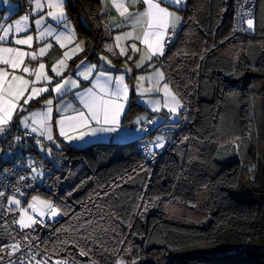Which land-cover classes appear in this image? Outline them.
<instances>
[{
	"label": "trees",
	"instance_id": "trees-1",
	"mask_svg": "<svg viewBox=\"0 0 264 264\" xmlns=\"http://www.w3.org/2000/svg\"><path fill=\"white\" fill-rule=\"evenodd\" d=\"M237 4L185 0L179 9L176 38L155 58L182 101L178 122L148 135L144 118L143 136L123 142L47 143L52 151L24 142V157L32 154L34 166L39 158L46 164L34 171L36 177L44 172L42 181L25 192L49 199L62 213L48 227L46 254L38 258L66 260L74 245L99 264H264V0L257 1L254 30L243 35L233 31ZM66 11L84 42L69 71L82 59L100 64L111 40L100 0H67ZM132 79L123 118L129 129L146 111ZM47 95L28 109L42 106ZM256 122L262 148L249 143L251 173L232 143L249 139ZM167 125L176 128L174 140L152 165L139 145ZM9 153L0 151V166L13 160Z\"/></svg>",
	"mask_w": 264,
	"mask_h": 264
},
{
	"label": "crops",
	"instance_id": "crops-1",
	"mask_svg": "<svg viewBox=\"0 0 264 264\" xmlns=\"http://www.w3.org/2000/svg\"><path fill=\"white\" fill-rule=\"evenodd\" d=\"M33 10L32 14L34 20H31L30 25L24 24L22 29H26V31H22L19 36L15 35V22L21 13L20 3L17 0H0V27H7L8 25H13V34L9 36L8 40L2 44L0 47H19L21 50L27 51L30 53L32 47H39L37 49L46 48V44H51L55 49L67 48V57L65 54L60 53L59 56L54 57L52 61L48 58L47 53L45 52L44 56L37 55L36 60H32L30 57L26 58L23 66H27L30 69H36L34 65H30L27 61L37 62V64L41 62H45L46 65V75L50 77H54V80L51 84H48L49 91L41 94H48L43 102V105L37 108L28 109L27 105H24V111H17L11 123L5 126L4 131H0V134L5 133L12 122L19 115L18 124L24 130H28L36 134L37 136L42 137L46 143L53 144L54 146H60L63 143H67L75 146H85L89 143L101 142V141H110L115 140L119 142L128 141L137 139L143 136V132L136 130V124L134 129H129L127 125L123 124V118L128 110L130 100H131V86H130V74L132 71V67L129 69V66L123 65V54H121V50L127 49L128 53L125 58H130L134 56L138 58L142 53L145 55H150L149 48L144 45L141 41L143 39L144 32L147 30L146 18H143V13L147 9V5L143 3V0H100V13L103 14V20L106 25L108 33L111 34V40H109L105 44L104 52L101 54V63H93L89 60L82 59L80 60L72 71L70 70V64L73 59H75L80 53H82L84 49V42L79 40L76 29L72 22L68 19L67 11H66V2L67 0H60L62 2V11L64 16L62 19H53L48 16V12L50 11H59V9L51 7L52 4L58 2V0H40V4L42 5L39 10H36V0H32ZM155 2L160 3L162 8H166L170 13L174 14L176 17L180 19L175 23L174 27H169L166 30V35L164 38V42L166 37L170 31L177 32L181 26L182 19L179 16V13L175 11L173 8L172 0H155ZM117 4H122L123 8H117ZM182 4H185V1L182 0ZM182 5V6H183ZM181 6V7H182ZM124 8H127V13L122 16L120 13L124 11ZM35 16H38L37 18ZM24 17V16H23ZM47 17V18H44ZM43 18V19H42ZM36 20H42V22L37 25L35 23ZM28 22V21H27ZM26 23V22H25ZM47 31H51L52 35H45L43 39H38L41 34L46 33ZM131 34L128 38L125 37V34ZM27 35L33 36V43L30 48H27L23 45H16L12 43L14 39L26 38ZM60 36V39L57 40L56 37ZM117 37H121L120 41H117ZM139 38V39H138ZM163 42V46H164ZM136 45V51L132 49V45ZM78 46V49H77ZM76 51V54L73 55V51ZM38 52V51H36ZM137 52V53H136ZM163 52V49H162ZM161 54H157L151 57H158ZM124 58V59H125ZM135 58V59H136ZM63 61V64H58L57 68L62 72V75L57 76L52 72V67L55 62ZM83 62V64L81 63ZM110 62V63H109ZM134 62V61H132ZM150 64V63H148ZM147 64V66H149ZM79 66V67H78ZM90 66H95L92 68V73L88 80L83 79L82 76L78 75V73L87 74V69ZM132 66V65H131ZM3 67V65H0ZM146 67V65H145ZM142 68V70L146 68ZM134 70L137 68L134 67ZM38 69V68H37ZM100 73H104V76L99 75ZM16 74H23L22 70L18 71ZM123 76L122 84L117 85L115 82V77ZM165 76V75H164ZM107 77H111L112 80L109 81V88L112 91H115L118 87H122L124 85L128 88V96L126 101H121L124 103L123 112L119 118V125L117 130L114 132L108 131H96L92 132L93 128L99 129L100 127H109L110 125H98L93 123L91 126H73L68 127L65 125L63 127V131L66 133V136H62L61 133V125L58 123L61 119L66 116H73L76 114V111L83 110V105L80 102V96L85 94L86 89L93 88L94 91L97 89L94 88V84L99 81L103 83ZM26 78L30 80H34V76L26 75ZM76 80L78 82V87H72L71 84H66L63 92L57 94L53 92L51 89L54 87L56 83H61L63 80ZM36 87H44L45 82H38ZM79 93V95H77ZM39 96V97H40ZM38 97V98H39ZM35 100V99H34ZM51 100V105L46 104V101ZM33 101V100H32ZM23 104V100L20 102ZM47 108H51L52 111L49 115L47 127L52 135L53 139L49 140L47 138V133L45 135H41L39 125L33 123V113H40L46 111ZM75 110V111H74ZM25 115V116H24ZM27 119V126H25L22 121ZM146 118V115L141 119V121ZM136 120V119H135ZM134 120V121H135ZM55 122V125L53 123ZM155 122V121H154ZM156 123V122H155ZM173 124V123H168ZM166 125V123H160L158 126ZM156 127H158L155 124ZM33 128H37V131H32ZM81 133L83 135L81 136ZM67 136H71L72 139H68ZM156 137H159L156 139ZM155 138H153V146L155 149L161 148L162 145L155 147L156 143L162 142V138L157 134ZM16 264V263H15Z\"/></svg>",
	"mask_w": 264,
	"mask_h": 264
},
{
	"label": "snow or ice",
	"instance_id": "snow-or-ice-1",
	"mask_svg": "<svg viewBox=\"0 0 264 264\" xmlns=\"http://www.w3.org/2000/svg\"><path fill=\"white\" fill-rule=\"evenodd\" d=\"M143 3L147 5V9L143 13V18H146L147 30L144 32L142 43L146 45L150 50L151 56L157 54H163V42L166 35V30L169 27H174L175 23L180 19L176 17L174 14L170 13L166 8H162L160 3L155 2V0H143ZM173 4L179 5L182 3V0H172ZM42 5L40 4V0H36V10H39ZM51 7L59 9V11H50L48 12V16L53 19H62L64 13L62 11V2L58 0L57 3L52 4ZM117 8H123L122 4H117ZM127 13V8H124V11L120 13V15L124 16ZM43 19V18H42ZM29 20V16L25 15L21 18V20L15 22V35L18 37L22 31H26V29H22L20 27L21 24L27 22ZM42 20H36L35 23L39 25ZM248 29H252L253 20L249 19L247 21ZM13 34V25H8L7 27H0V44L6 42L10 35ZM45 35H52L51 31H47L46 33L41 34L38 39H43ZM131 34H125V37H130ZM33 36L27 35L26 38L14 39L12 43L16 45H23L27 48H30L33 43ZM57 40L60 39V36L56 37ZM117 41H120L122 38L117 37ZM139 39V38H138ZM48 47H51L49 44ZM132 49L136 51V45L133 44ZM78 49V46H77ZM125 50H121V54L124 53ZM46 52L45 48H41L39 50V56H44ZM76 54V51H73V55ZM67 57V53H65ZM30 57L32 60L37 59L36 53H29L27 51L21 50L19 47H0V131H4L5 126L9 125L13 119L14 114L17 111L23 112L24 105L29 104L32 100L37 99L41 94L48 92V84L52 83L53 77L46 75V66L44 63H39L38 69H30L24 65V61L26 58ZM83 64V62H81ZM110 63V62H109ZM58 64H63V61H59ZM139 66V65H137ZM79 67V66H78ZM95 66H90L85 73H78V75L82 76L83 79L88 80L91 73L92 68ZM22 70L23 74H16L18 71ZM52 72L60 76L62 72L57 68V66L52 67ZM26 75L34 76V80H30L26 78ZM99 75L104 76V73H100ZM123 76L115 77V82L117 85L122 84ZM111 77H107L103 83L97 81L94 84V88L97 90L94 91L93 88H88L85 91V94L80 96V102L83 105V110L76 111V114L73 116H66L58 123L61 125V135L66 136V133L63 131V127L67 125L68 127L73 126H91L93 123L98 125H110L109 127H100L99 129L93 128L92 132L96 131H108L114 132L117 130L119 125V118L123 112L124 103L121 101H126L128 96V88L126 85L122 87H118L115 91H112L108 84L111 81ZM38 82H45L44 87H36L35 85ZM71 84L72 87H78V82L76 80H63L61 83H56L54 87L51 89L53 92L59 94L64 91L66 84ZM165 89H167V85H165ZM79 95V93H77ZM21 100H23V104H21ZM170 101L174 104V107L170 108V111L173 113L177 112L179 105V101L175 96H170ZM52 101H46V104L51 105ZM167 106V105H166ZM52 109L47 108L46 111L40 113H33V123L39 125V129L41 135H45L47 133V138L52 140L53 137L50 134V131L47 127V122L49 115ZM75 111V110H74ZM27 119L25 118L22 123L27 126ZM32 131H37V128H33ZM83 133H81V136ZM68 139H72L71 136H67ZM2 195V194H0ZM9 204L19 205V200H10ZM43 206H46L49 209L51 216H56L58 214V210L50 204H44L41 202ZM22 214L18 221L19 227L21 229L32 227L34 223H36L34 217L28 216L27 221L25 220V215ZM4 247H10L11 252L9 255H12L16 251L19 250L20 244L16 242L12 245H7ZM4 248L0 247V251H3ZM88 253L81 250L79 252L80 256H86ZM2 259V257H0ZM31 261H35L36 264H40V261H36V258L30 257L28 264H31ZM21 264H24L22 261ZM47 264V261L44 262ZM55 264H69L67 260H58Z\"/></svg>",
	"mask_w": 264,
	"mask_h": 264
},
{
	"label": "built area",
	"instance_id": "built-area-1",
	"mask_svg": "<svg viewBox=\"0 0 264 264\" xmlns=\"http://www.w3.org/2000/svg\"><path fill=\"white\" fill-rule=\"evenodd\" d=\"M21 2V13L25 16H32L33 5L31 0H17ZM258 0H238L236 11L234 14V34L243 35L247 30V21L253 20L256 13ZM176 32L170 31L166 37L163 46V53L166 52L172 42L176 38ZM12 125V124H11ZM129 127H132L130 125ZM141 128L146 134H151L155 129V122L152 116L146 117ZM10 129V130H9ZM7 136L3 140L0 138V151L4 148L9 150V154L13 160L8 164L0 166V247L4 250L0 251V264H15L30 257H40L46 254L44 250V236L47 233L48 227L52 225L58 217L62 215L60 212L56 216H51L49 209L37 211L34 213L36 223L32 227L21 229L15 221L19 218V212L15 207L9 204L11 197L20 196L28 188L35 186L41 182V176L36 177L38 169L46 170V164L43 159H37L35 164L24 155L28 153L29 148L24 145V142H33L41 151H52V146L46 141L34 134L31 131L24 130L19 125L17 127H9ZM5 132V133H6ZM175 126L167 125L160 129L159 136L162 138L163 145L159 149L153 146V139L148 137L139 145V150L143 154L146 162L156 165L161 154L166 151L167 147L172 144L175 136ZM58 210V207L53 205ZM19 242L20 248L18 251L9 255L10 247L7 245ZM71 254H68L67 261L69 264H99L90 256H80L81 251L74 245H70ZM122 264V263H121Z\"/></svg>",
	"mask_w": 264,
	"mask_h": 264
},
{
	"label": "rangeland",
	"instance_id": "rangeland-1",
	"mask_svg": "<svg viewBox=\"0 0 264 264\" xmlns=\"http://www.w3.org/2000/svg\"><path fill=\"white\" fill-rule=\"evenodd\" d=\"M183 1H185V0H183ZM19 3L21 4V2H19ZM173 5H174L173 8L175 9V11L177 13H179V16L182 19V15H181L179 9L181 8V6L183 4L180 3L179 5H176V4H173ZM23 16H24L23 14H20L17 18V21L21 20V18ZM35 17L37 18L38 16H35ZM29 18L30 19L32 18L31 20H34L33 14ZM44 18H47V17H44ZM30 19L28 20V22L21 24L20 27H23L24 24L30 25V22H31ZM254 21L255 20H253V27L250 30H254V27H255ZM173 32H175V31H173ZM48 45L49 44L47 43L45 49H46V53H47L50 61H52L54 59V57L59 56L60 53L65 54V52H67V50H68L67 48H62V49L56 48L55 49L51 44H50L51 47H48ZM37 48H39V47H32V49L30 50V53H36L38 55L40 49H37ZM124 50H125V54H123V65L129 66V69L132 67V71H131L130 76L131 75L133 76L132 83H133V88L136 91V95H137L136 101H138L140 104H142L146 108L145 113H143L140 116H137L136 120L133 122V124H136V130L141 132L140 123H141V119L145 115L149 116L152 114V117H153L154 121L156 122L155 124L157 126L160 123H164V122L165 123H176V122H178L180 120V112L183 108L182 101L180 100L179 96L175 93V91L173 90L171 85L167 81H165V76H164V72H163L162 67L159 65H156V62H155L156 57H151L150 59H148L149 56L142 53L141 56H139L138 58H136L134 56H131L130 58H125L127 53H128V50L127 49H124ZM36 51H38V52H36ZM132 61H134V62H132ZM27 62L30 65H34V67L36 69L38 68L39 64H37L36 61L31 62L28 60ZM42 63L45 64V62H42ZM148 63H150V64H148ZM147 64L149 66H147ZM54 65L58 66V61L55 62ZM137 65H139V66H137ZM145 65H146V67H145ZM133 66L136 67L137 69L134 70ZM144 67L146 69L142 70V68H144ZM53 80H54V77H53L52 81ZM129 82H130V80H129ZM165 85H167V89H165ZM170 96H175L176 99L179 101L180 106L178 107L176 113H173L170 111V108L175 106L174 104L171 103ZM252 126H253V129L251 128L252 134H251V137H249V139L245 140V139L235 138L236 140L232 143V146L236 150V154L238 156H240L242 159H244V161H246V164H248V168H249L251 173L254 172L255 166L250 161L249 157L245 156V153L248 150L249 143L251 141L252 142L255 141L253 143L254 145L252 146V148H255V150H257V151H260L262 148L261 147V140L260 139L256 140L257 137H254L255 132H257V130L259 129L258 122H256L254 125L252 124ZM237 133H238L237 131H234V130L232 131L233 135H235ZM139 137H140V135L137 137V139ZM158 138L159 137H156V139H158ZM160 145H163V143L162 142L156 143L155 147H158ZM46 156H48V155H46ZM49 156H50V158H52L51 155H49ZM30 157H32V154L28 155L29 162H31L33 159ZM41 172L42 171H39V173L41 174V176L43 178L44 172H42V173ZM13 199L19 200L20 204L19 205L10 204V205L15 207L16 210L19 212V218L26 211V213H27L25 215L26 221L28 219V216L33 217L34 213H36L37 211L48 210V208L46 206H43L41 204V202H44L45 205L50 204L53 206V203L49 199L43 198L38 194H34L33 196H31L29 198L27 193L23 192L20 196L10 198V200H13ZM58 212L61 213V211L59 209H58ZM61 215H62V213H61ZM19 218H18V220H19ZM60 218L58 217L57 220H59ZM29 260H30V258H26L24 260H21L18 264H21L22 261L24 262V264H28ZM58 260H64V259L56 258V257H51V258H49V257L37 258L36 257V261H40V264H44L45 261H47V264H55V262ZM31 264H36V262L31 261ZM123 264H125V263L123 262Z\"/></svg>",
	"mask_w": 264,
	"mask_h": 264
}]
</instances>
